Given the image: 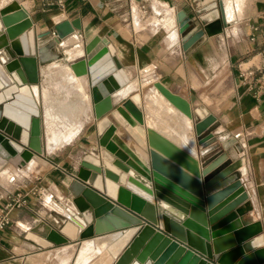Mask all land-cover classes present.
Wrapping results in <instances>:
<instances>
[{"label":"crops","instance_id":"crops-1","mask_svg":"<svg viewBox=\"0 0 264 264\" xmlns=\"http://www.w3.org/2000/svg\"><path fill=\"white\" fill-rule=\"evenodd\" d=\"M18 1L39 34L53 35L56 24L80 17L84 37L96 33L108 38L117 64L131 78L117 102L133 99L143 112L145 128L195 151L202 165L224 153L228 159L222 165L242 159L241 177L264 235V0H222L227 18L222 31L205 33L187 50V35L179 32L176 13L188 12L194 32L203 26L198 10L207 12L220 0H65L64 7L47 10L39 0ZM74 46L65 56L57 47L61 58L40 63V81L32 84L41 110L43 153L20 164L11 157L0 169V207L8 190L22 191L29 200L26 206L11 208V222L0 229V264H70L72 256V264H90L106 246H99L105 236L119 233L82 239L86 223L69 197L73 174L98 139L89 76L79 74L75 65L83 47ZM156 82L186 98L195 121L214 115V138L200 145L194 120L170 104ZM238 132L245 135L244 143L236 139L224 147ZM71 208L75 219L66 215ZM39 222L62 232L69 242L44 246L33 239L30 231ZM69 224L73 235L66 231Z\"/></svg>","mask_w":264,"mask_h":264},{"label":"water","instance_id":"water-1","mask_svg":"<svg viewBox=\"0 0 264 264\" xmlns=\"http://www.w3.org/2000/svg\"><path fill=\"white\" fill-rule=\"evenodd\" d=\"M211 6L198 10L203 26L194 32L188 12L176 13L179 32L187 35L185 50L226 25L223 1ZM82 31L77 17L56 24L53 35L39 34L21 2L0 4V169L11 157L20 164L43 153L41 110L32 90L40 81L39 64L60 59L57 47L65 56L71 46L82 45L75 65L89 76L98 139L73 174L69 197L86 223L82 239L119 231L105 236L106 246L90 264H264L263 226L241 177L242 159L222 165L224 153L202 165L159 130L145 128L133 99L117 102L131 78L117 64L115 47L106 37H84ZM155 86L194 120L200 145L214 138V115L195 121L186 98L162 82ZM30 233L44 246L69 242L46 222Z\"/></svg>","mask_w":264,"mask_h":264},{"label":"built area","instance_id":"built-area-1","mask_svg":"<svg viewBox=\"0 0 264 264\" xmlns=\"http://www.w3.org/2000/svg\"><path fill=\"white\" fill-rule=\"evenodd\" d=\"M42 4L44 10L52 6H65V0H39ZM264 16V11H263ZM236 139H241L242 143L245 141V135L242 132H238L235 134ZM42 193V192H41ZM29 203L28 197L22 191H10L8 190L7 201L6 203L0 207V229L7 226L11 220L9 217V211L13 207H21L26 206ZM43 205L48 207L51 210L54 208L49 205L47 202L42 201Z\"/></svg>","mask_w":264,"mask_h":264},{"label":"bare ground","instance_id":"bare-ground-1","mask_svg":"<svg viewBox=\"0 0 264 264\" xmlns=\"http://www.w3.org/2000/svg\"><path fill=\"white\" fill-rule=\"evenodd\" d=\"M188 117V116H187ZM195 152V151H194ZM194 152H192V153H194ZM71 213L70 214H66L69 218H72V219H75V215H74V210L71 208ZM66 231L68 232V233H70V234H74L75 233V231H74V226H72V225H68L67 226V228H66ZM107 241H108V239H106V240H104V241H102V243H100V245L99 246H105V244L107 243Z\"/></svg>","mask_w":264,"mask_h":264},{"label":"rangeland","instance_id":"rangeland-1","mask_svg":"<svg viewBox=\"0 0 264 264\" xmlns=\"http://www.w3.org/2000/svg\"><path fill=\"white\" fill-rule=\"evenodd\" d=\"M75 249H77V245L75 246ZM73 257H74V256L71 257V262H70V264H72Z\"/></svg>","mask_w":264,"mask_h":264}]
</instances>
